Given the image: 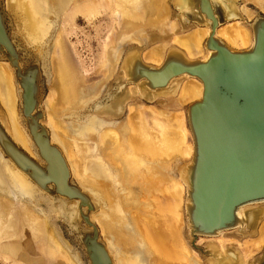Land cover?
Listing matches in <instances>:
<instances>
[{
  "label": "water",
  "instance_id": "1",
  "mask_svg": "<svg viewBox=\"0 0 264 264\" xmlns=\"http://www.w3.org/2000/svg\"><path fill=\"white\" fill-rule=\"evenodd\" d=\"M2 1L0 61L13 69L15 84L20 86L19 109L42 162L37 163L17 147L1 125L0 149L60 206V214L77 235L89 264H111L91 218L98 202L70 179L65 159L50 144L48 132L41 126L44 113L39 63L32 61L10 35L11 22ZM173 8L182 28H210L203 44L204 50L210 51L207 60H188L182 51L170 48L163 63L155 67L141 61L142 49L131 48L125 53H130L131 67H120L126 75L116 79L97 104L105 109L118 99L119 107L124 108L128 86H135L143 100L150 102L174 94L185 75L201 82L200 99L186 108L193 142L192 157L180 175L186 187L187 226L192 246L208 264H244L233 247L221 250L210 244L202 249L194 244L198 237L214 238L232 230L242 237L255 236L264 218V17L258 15L249 24L253 45L238 51L214 38L220 24L241 18L236 0H174ZM249 264H264V250Z\"/></svg>",
  "mask_w": 264,
  "mask_h": 264
},
{
  "label": "bare ground",
  "instance_id": "2",
  "mask_svg": "<svg viewBox=\"0 0 264 264\" xmlns=\"http://www.w3.org/2000/svg\"><path fill=\"white\" fill-rule=\"evenodd\" d=\"M25 1L26 2L28 1L29 3L26 4V2H24L25 4L23 6L21 5V7H23L24 10L28 11L26 12L28 13L27 40L31 42L32 45L33 43L36 44L35 45L36 47L41 46V44H44L43 40L45 39L44 36L45 31L47 33V31L49 30L47 24V22L49 21H47L46 17L44 16L45 13L48 14L51 12L53 13L56 12L57 14V11H59L62 12L64 17H66L68 21L72 22L76 18V16H81L85 19L91 18L96 13L99 12L100 8L104 6L106 7V5L108 7L110 2H114L113 4L112 3L111 4L112 5L115 4V8L118 11L117 12L118 14L120 15L123 14V16L127 15V17L129 18L132 19L134 18L136 20H142L146 22L147 20L155 16L156 12L159 13V11L162 10L161 7H159V4L164 2V0H25ZM53 2L54 4L52 5ZM226 23L227 22H225V25L220 24L215 29L214 38L222 41L223 43L225 42L227 45L225 43L224 44L228 48L230 49L232 48V50L233 49L242 50L248 48L249 46L251 47L253 38L248 28H246L239 21H235L227 24ZM220 26L222 27L219 28ZM206 27L208 26H205V28ZM35 28H37V30ZM60 32L61 33L58 35L59 38L56 39L57 46L61 52L62 59L65 60L68 59L67 61L64 60V62L68 63L69 61L68 55L65 56L66 55L65 54L64 55L65 58H63V54H62L64 51L65 53H67L65 46L66 41H64L65 39L64 28H62ZM209 32H210L209 29L196 28L186 37L184 36L183 38L179 36L175 37L174 44L181 46V48L187 54V57L189 59L196 60L197 58H201L204 56L202 49V42L209 35ZM110 37L111 39L109 43H107L106 45L107 47L111 46L114 43V39H113L114 35H111ZM129 54H127V56H125L123 60L122 69L124 70L129 69L133 62L130 58H128ZM142 55L143 52L140 57L141 61H142ZM104 56L105 59L103 65L105 66V64L109 63V56L107 50L105 51ZM143 57L145 59L144 61L147 64L151 66L153 65L155 67L156 66L159 67L164 61V58L160 56L159 53L157 54L155 51L145 52ZM208 57L209 55H207V57L204 60H207ZM70 63L72 64L71 61L69 62V64ZM69 66H72L70 68H72V71H74L73 74L75 73V70H73L75 66L79 67L78 65H74V66L69 65ZM68 68L66 66L67 70ZM76 69H77L76 72L80 70L79 68ZM9 70L10 68L8 69L7 67L0 65V98H1L0 103L1 106L5 109V113H6L5 115L3 110L0 109V125L3 128L4 132L6 133V135L9 137V139L17 147H19L31 159L41 164L42 161L39 159L37 155V149L28 132L25 119L18 110L16 104L17 97L14 86L12 84L13 81L11 82L12 76L9 74L11 71ZM72 71L71 70L69 71L70 74H72ZM65 72L66 74L69 73L68 71ZM65 72L63 71L62 75H64ZM73 74L71 76L76 77ZM184 77L187 76L185 75ZM71 78L72 77H70V79L68 80L66 77L65 81L67 82L68 80L67 84L74 82L73 81L74 78H72L73 79L72 82H71ZM77 79L80 78L77 77ZM27 80L29 81L30 79ZM129 87L130 86H128V88ZM128 88H127V92H125L126 94L124 95V99L128 94V90H129ZM201 94H202V84L200 81L194 78L192 81H187L181 84L179 94L176 99V104L181 106L184 104L192 103L194 101L199 100ZM73 95L75 96L76 92H74ZM52 96L48 97L47 99L48 102H46V104L49 107L54 108L55 104H53ZM74 96L69 99H73L76 97ZM116 100L117 101H112L111 103V105H113L114 107L118 105V99ZM95 109L100 110L102 109V107H100V105L97 104ZM128 112L129 114L127 118L126 128L129 130V132L128 134L125 133L124 132L125 129H123L122 132V136L126 138L121 139V136L117 131L111 130L112 133L106 136L111 139L112 145L110 144L111 146H107V145L105 146V156L101 158L99 157L98 161L97 159L96 160L93 159L94 161H91L92 166L90 165L88 167V163H86L85 171L83 170V166L81 165L78 159L80 157L73 150V146L70 143V141L67 140V135L63 133L64 130L60 128V125L56 122V120L52 116H48L50 124L53 125L54 130H57L56 132H53L52 140L59 142L65 148L67 152V158L70 160L71 166L74 169L76 176L78 177L81 176L80 178H82L84 177L82 175L83 172L87 173L88 176L86 178L88 179H85L84 177V180L86 181L85 188L90 190L92 194L97 195L95 197L101 199L100 200L98 198H93L91 195L87 193L90 196L91 200H93L94 202H98L97 210L100 208L102 203L106 205L104 201L105 198L103 197L104 196L103 193H107L110 190L108 194L112 193L113 198L115 200V202L113 201L114 204L113 202H109L110 204H112L111 206H113L111 212L112 213L116 212L115 215H118V213L122 214L124 215L122 217H124L125 219L128 215V217L132 219L133 231L129 229L130 232L128 234V238L131 243L133 241L135 242L140 241L142 242V244L147 246V249L151 250L152 253L159 255L161 258H165V259L171 258L172 260H176L179 262L183 260L186 262V264H190L191 254L189 253V250L186 247V245L183 243L184 240H182L180 237L179 226L176 223L177 222L176 220L179 221L180 220L179 217L181 216L179 214V207L183 204L184 184L181 181L172 182L170 183V185L166 184L164 182V176L157 169L158 168L157 166H159L160 164L162 165V163H164L165 160L174 159V158H181L183 160L191 159L193 154V143L189 140V135H188L189 131L186 128V122H187L186 114L183 111L178 112L176 114L163 113L155 110L153 107H147V106H142L137 110H133V108H130ZM113 115L115 117L116 115L118 116V112H115ZM105 122L106 121L101 120L98 122V124L94 123L95 126L91 125L90 128L88 126L86 129L87 135H89L91 131L92 132L94 131V127L98 129L100 127L99 124L103 125L105 124ZM41 126H43L47 130L50 144L54 145L51 141L49 130L43 124ZM125 131L127 132V130ZM82 135L83 134L78 135L77 139L79 138L80 140H82L80 138V136ZM82 146L84 147L83 154L86 157L90 156V154L95 153L93 147L92 150L90 149L91 146L88 142H85V145L83 144ZM55 147L60 151L62 157L65 159L61 150L57 146ZM98 152L99 151H97L96 153ZM35 156H37V159H34ZM93 157H95V154ZM26 177L27 176L23 172H21L13 164L12 161L5 158L2 152L0 151V189L2 191L4 190L5 192L8 191L10 194L13 195H18L19 197L21 196L23 198L24 197L31 198L37 196L35 192L39 193L40 188L36 184L35 185L37 186V188L36 186H33ZM100 179L101 182L103 181L105 182V184L102 183L103 193L102 190L97 189L98 188L97 186H94V184L99 183ZM113 184L119 188L117 192L115 190L116 187L113 188V186L112 187L109 186ZM106 185H108L112 190L109 189L108 187L107 189L108 191H107ZM38 188L39 190L37 191ZM75 204L76 203H73V206H75ZM32 211H30V209H28L24 203H21L19 201L15 202L12 200H8L7 198L0 195V236H1L0 248H2V252L9 254V252L12 253L17 249V247L16 246L14 247V244L11 243L10 240L12 239L18 238V240L20 241V238H23L25 240V244L28 245V243L30 242L32 244V241H35L34 243H36V241L37 243L38 242L41 243L42 239L45 238L43 237L42 239H40L41 238L40 236H42L40 234H42L41 228H44L47 222L45 221L44 218L39 216L37 217ZM109 213L103 211L101 213L102 215H100L101 219L108 218L110 216ZM94 214L95 212L91 215V218L92 216H94ZM104 222L105 223L103 225L104 227L107 228L108 231L107 235L110 240L109 247L112 248V250L114 251L113 253H115L117 257L121 255L122 258L124 259V254L123 255L121 254V248H120L122 245L121 242L122 230L119 229L118 225L114 224L113 226L107 220H104ZM107 223H109V225L113 229L117 230L118 233L116 232H113V234L110 233L111 228L107 227L106 225ZM17 224H20L19 227L20 228L22 227V229H20L21 233L18 234V236L16 237L15 225ZM46 226H48V224ZM104 227L102 229L103 231L105 229ZM51 231L53 230L51 229ZM3 235L4 237L6 235L7 241L2 240ZM38 237H40L39 240ZM48 237L49 239L48 238L46 240L44 239L45 242L47 241L46 242L47 244L46 243H45L46 245L44 243L43 244L45 245L46 248L45 250L48 252L47 258L49 264H58V262L60 261H58L57 259L63 260L64 262L66 261L67 264H74L70 260V258L68 260L67 251H65L62 248V246H60L57 243L56 241L57 239L55 240L53 234H50ZM15 241L18 242L17 240ZM263 241L264 238L263 236H260V234L256 239H248L244 241L243 245H241L240 247L243 249L245 262L247 261L251 253H253V251L255 250L258 251L259 249H261L263 245ZM234 242L236 243V241ZM102 243L104 245L105 248L104 250H106V254L108 255L110 263L113 264V261L111 259L112 257H110L109 254L110 252H108L107 246L105 245L104 242ZM140 246L142 247L141 244ZM35 249L39 252L41 249H44L42 248V243L40 249L38 248ZM172 249L175 250V253L172 251ZM36 250L34 251V253L37 252ZM46 251L44 252L47 253ZM14 255L16 254L14 253ZM41 255L42 253H40V256ZM46 256L47 255L45 254V257ZM129 258L128 260L131 259ZM14 259H16V257ZM120 259L121 257L119 258V260ZM22 260L27 261L28 257H23ZM44 260L47 262L46 258ZM63 261L61 264H65L63 263ZM29 263L44 264L42 260L37 261L36 259L32 260L31 258L29 260ZM119 263L127 264L125 261L123 263L122 260H120Z\"/></svg>",
  "mask_w": 264,
  "mask_h": 264
},
{
  "label": "rangeland",
  "instance_id": "3",
  "mask_svg": "<svg viewBox=\"0 0 264 264\" xmlns=\"http://www.w3.org/2000/svg\"><path fill=\"white\" fill-rule=\"evenodd\" d=\"M24 2L26 1L21 0L20 2V0L19 1L18 0H3L2 6L11 22L10 35L15 37L16 40L20 43V46L23 48V50H25L32 56V61H36L39 63L40 78H41L40 83L43 89L41 109L44 113V120L42 124L49 130L52 143L55 146H57L63 153L67 161L66 164L68 165L70 172H71L70 179L76 183V185L79 187L81 191L88 193L93 198H98V197H95L97 195L92 194L90 190L85 188L86 181L84 180V177L85 179H88L86 178L88 176L87 173L83 172L82 175L84 177L82 178H80L81 176L80 177L76 176L75 171L71 166V162L67 158V152L65 148L59 142L52 140V134L53 132H56L57 130H54L53 125L50 124L48 116H52L56 120V122L60 125V128L64 130L63 133L67 135V140L70 141V143L73 146V150L80 157L78 159L81 165L83 166V170L85 171L86 163H88V167H89L91 165V161H94L96 159L98 161L99 157L101 158L105 156V146L112 145L111 139L106 136L112 133L111 130L117 131L119 135L121 136V139L126 138L122 136V132H123V129L127 130V132L124 130L125 133L128 134L129 132V130L126 128V123H127V118L129 114L128 111L130 108H133V110H137L142 106H147V107H153L155 110L159 112H163V113L176 114L178 112L183 111L186 114V108L189 104H191V103H188V104H184L181 106L176 104V99L178 97L181 84L187 81H192L194 79L186 75L187 77H183L177 83L178 89H176L174 94H170L168 96H158V97L153 98L150 102H146L139 95L137 88L135 86H130L128 88L129 89L128 94L125 97L126 102L124 103V108L119 107L120 105H117L115 107L113 105H110V106L105 107V109L102 108L100 110H96L95 108H96L97 102L102 99L107 88L116 79L118 78L122 79L125 76V73L124 72L122 73L120 70V67H122V64H123L124 57L126 56L125 53L130 52L131 48H139V49H142L143 55L145 52L155 51L157 54L159 53L160 56L164 58L167 54V51L170 48H176L182 51L187 57V54L183 51L181 46L174 44V38L178 36L182 38L183 36L186 37L196 28L209 29V30L210 28L200 27L197 25H194L193 27L188 28V29L182 28L177 20V12L173 8L174 0H164L163 3H160L159 7H161L162 10L159 11V13L156 12L155 16L147 20L148 22L147 21L145 22L142 20H136L134 18L132 19V18L127 17V15L123 16V14L122 15L118 14L117 13L118 11L115 8V4L112 5L114 2H110L108 7L106 5V7L104 6L100 8L99 12L96 13L93 17L85 19L81 16H76V18L72 22L68 21L67 18L64 17V15L62 14V12L57 11V14L56 12L55 13L51 12V13H48L49 15L45 13L44 16L46 17L47 21H49L47 22L49 30L47 31V33L45 31V35H44L45 39L43 40L44 44H41V46L36 47L35 46L36 44L33 43L32 45V43L27 40L28 38L27 37L28 13L26 12L28 11L24 10L23 7H21V5L23 6L25 4ZM28 3L29 2L27 1L26 4ZM53 4L54 2L52 3V5ZM236 10L238 12V15L241 18L232 20L227 23L239 21L246 28H248L251 32L249 24H251V22L258 15H261L264 17V0H236ZM222 26H220L219 28H221ZM62 28H64V32H65V36H64L65 39L64 38L63 39L64 41H66L65 46H66V52H67L65 53L64 51L62 54H63V58H65V56L68 55L69 57L68 63L64 62L65 59H62L61 52L56 42L57 41L56 39L59 38L58 35L61 33L60 31ZM35 29L37 30V28ZM111 35H114V38H113L114 43L111 46L107 47L106 45L107 43H109L111 39L110 37ZM204 41L202 42V49H203L204 56L201 58H197L196 60L205 61L204 59L207 57V55H210L209 51L207 52L204 50V47H203ZM252 45H253V42L251 46ZM248 48H245L242 50H246ZM106 50L108 51L109 63L105 64L104 66L103 65L104 64L103 62L105 59L104 53ZM143 55H142V61L144 62V64L149 65L144 61L145 59ZM187 59L189 58L187 57ZM70 61L72 62V64L71 63L69 64ZM68 64L73 65V66L74 65L79 66V67L75 66V68L73 69L75 70L76 74L75 73L73 74L74 71H72V68H70L72 66H69ZM0 65L7 67L8 69L10 68L9 71L11 72L9 74L12 76L11 82L13 81L12 84L14 86L16 97H17L16 104L20 112V109H19L20 86L15 84L13 69L7 62L0 61ZM65 65L67 66V68L69 66L70 69L68 68L67 70ZM76 68H79L80 70L78 69L79 71L76 72L77 70ZM70 70L72 71V74L75 75L76 77L71 76L72 74H70L69 72ZM63 71L64 72L68 71L69 73L66 74L65 72L64 75H62ZM66 77L68 80L70 79V77L74 78V80L71 78V82L73 80L75 83L72 82L70 84H67L68 80L67 82L65 81ZM77 77L80 79H77ZM74 92H76V95H75L76 97L73 95ZM50 96H52L53 104H55L54 108H51L46 104V102H48L47 99ZM73 96L75 98L69 99ZM0 109L3 110V112L5 113V109L1 106V103H0ZM115 112H118V117H115L113 115ZM99 119L106 121L105 124L103 125L99 124L100 127L98 129L94 127V131L93 132L91 131V133L87 135V131H86L87 127L89 126L90 128L91 125L95 126L94 123L98 124V122L101 121ZM186 128L189 131L188 132L189 140L192 142V135L189 130L187 122H186ZM80 134H83L82 136H80L82 140H80L79 138L77 139V136ZM85 142H88L90 144L91 150L93 147L95 151L94 153L95 157H93L94 154H90V156L88 157H86L83 154L84 147L82 145L83 144L85 145ZM97 151L99 152L96 153ZM34 159H37V156H35ZM189 162H190V159L189 160H183L181 158L169 159V160H165V162L162 163V165L160 164L159 166H157L158 167L157 169L164 176V182L170 185V183L172 182H179V181L182 182L181 176H180L181 170ZM26 178L30 181V183L33 186H36L28 177ZM102 183L105 184V182L104 181L101 182V179H100L99 183L94 184V186H97L98 187L97 189L102 190V193H103ZM109 186L111 187L113 186V188L116 187L114 184L109 185ZM109 186L106 185L107 187L106 190L108 189ZM183 186H184L183 204L179 207V214L181 216L179 217L180 218L179 221L176 220L177 221L176 223L179 226V234H180L181 239L184 240L183 243L186 245V247L189 250V253L191 254L190 264H208V262L206 261V257H204L201 252L197 251L192 246L193 238L191 237L188 226H187V219H186V212H185L186 187L185 185ZM109 189L111 188L109 187ZM38 190L39 188L37 189V191ZM115 190L117 192L119 188L116 187ZM109 192L110 190L107 193H103L104 194L103 197L105 198L104 201L106 205L102 203V205L97 210V212H95L94 216H92V221L98 228V233L100 232L99 238L101 242L105 243V245L108 248V252H110L109 254H110V257H112L111 259L113 261V264H120L119 263L120 260H122L123 263L125 261L127 264L129 263L131 264L132 263L134 264H186V262L183 260L179 262L176 260H172L171 258L169 259L161 258L159 255L154 254L152 253L151 250L147 249V246L142 244V242L140 241H139L140 243L138 241L136 242L133 241L131 243L128 238V234L130 232L129 229L133 231L132 219H130L128 215L125 219L124 217H122L124 215L119 214V213L118 215H115L116 212H113V213L111 212V209H113L112 208L113 206H111L112 204H110L109 202H113V201L115 202V200L113 198L112 193L108 194ZM35 194L37 195L35 197H31V198L24 197L23 198L21 196L19 197L18 195L10 194L8 191L7 192H5L4 190L2 191L0 189L1 196L7 198L8 200H12L15 202L19 201L21 203H24L25 206L28 209H30V211L33 210L32 212H34V214L37 217L39 216V217L44 218L48 224V226H46L47 225L46 224L44 228H41L42 234L40 235L42 236L39 235L41 238L38 237V240L39 238L42 239L43 237H45L42 239V242H41L42 248L44 249H41L40 252L35 249V248L40 249L41 247V243L39 242L37 243V241L36 243H34L35 241H32V244L30 242L27 245L25 244V240L23 238H20L21 242L18 240V238L12 239L10 240L11 243L14 244V247L15 246L17 247L16 250L18 249L19 250L18 251L15 250L16 252L13 251L16 254L14 255L13 252L12 253L9 252V254L4 253L2 252V248H0V264H26V262L27 264H30L29 263L30 258L32 260L36 259L37 261L42 260L44 264H47V263L49 264V261L47 258L48 252L45 250L46 249L45 245L47 244L46 243L47 241L45 242L44 239L45 240L47 238L49 239L48 236L50 234H53V237L55 238V240L57 239L56 240L57 243L60 246H62V248L65 251H67L68 260L70 258V260L74 264H89V260L84 253L82 245L79 243L77 239V235L74 232L70 231L64 219L62 218L63 214H60L59 205L55 204L53 200L49 198L41 189L39 193L35 192ZM109 195L111 196V198ZM37 197L41 199H38ZM102 210L108 213L110 211L109 213L110 216L108 218L101 219L100 215H102L101 214L103 212ZM104 220H107L113 226L114 224L118 225L119 229L122 230V234H121L122 245L120 248H121V254L122 255L124 254V259L122 258L121 255L117 257L116 254L113 253L114 251L112 250V248L109 247L110 240L107 235L108 233L107 228L104 227L103 225L105 223ZM101 224L105 228L104 229L105 232L102 230L103 227ZM78 225L80 228L84 227L82 223H78ZM106 225L107 227L111 228L110 233L112 234L113 232L118 233V231L113 229L109 225V223H107ZM19 226L20 224L15 225L16 237L18 236V234L21 233L20 229H22V227L20 228ZM51 229L53 231H51ZM263 229H264V218H262V220L260 221L258 228L256 230L255 236L242 237L240 234H238L237 230H232V231L223 232L219 236L214 237V238L198 237L194 245L196 247L204 249L206 245L214 244L221 250H224L226 247H233L240 254L244 264H249L261 255L262 251L264 250V241H263V245L261 249H259L258 251L256 250L253 251V253H251V255L249 256L246 262H245V256L243 253V249L240 246L243 245L245 240L258 238L259 234L260 236H263L264 238ZM44 233L45 234L47 233L46 234L47 237ZM131 236H132V233H131ZM6 238H7L6 235L5 237L4 235L2 236V240L5 241ZM0 240H1V236H0ZM15 240H17L18 242H16ZM234 241H236V243L238 244H236ZM61 242L65 246H63ZM43 243L44 244L46 243V244L44 245ZM0 244H1V241H0ZM140 244L142 245V247L140 246ZM35 250L37 251L35 252L36 254L34 253ZM44 251H46L47 253H45ZM172 251L175 253L174 249H172ZM38 252H39V255H38ZM40 253H42L41 256H40ZM45 254L47 255L46 257H45ZM12 256L13 257L15 256L16 259H14L15 257L13 258ZM19 256L22 258L28 257V260L24 261ZM120 257L121 259L119 260ZM129 257L132 259V262ZM45 258L47 262L44 260ZM128 258L130 260H128ZM57 260L60 261L58 262V264H61L63 261L59 259ZM63 263L67 264L66 261L65 262L63 261Z\"/></svg>",
  "mask_w": 264,
  "mask_h": 264
}]
</instances>
